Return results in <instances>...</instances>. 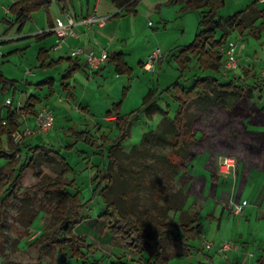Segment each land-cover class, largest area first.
Returning <instances> with one entry per match:
<instances>
[{
  "label": "trees",
  "instance_id": "obj_1",
  "mask_svg": "<svg viewBox=\"0 0 264 264\" xmlns=\"http://www.w3.org/2000/svg\"><path fill=\"white\" fill-rule=\"evenodd\" d=\"M74 1L15 0L9 11L12 18L3 21L5 24L17 25L18 31L22 32L34 14L45 11L49 15L53 4H57L60 11L65 13ZM111 1L121 10L118 16H130L137 15V9L142 0ZM261 1L254 0L246 10L222 18L220 12L226 8V0H188L183 9L190 8L200 14L197 34L191 44L180 47L178 54L171 53L174 60L182 64L183 67L189 66L193 61L198 65L197 72L193 76V85L191 87L182 85L180 80H182L184 69L179 68L180 77L178 80L164 90L150 88L138 109L122 114L123 102L121 101L107 113L108 117H116L115 126L119 131L118 138L110 140L102 136L100 140L90 132H73L72 136L76 138V142L64 148L72 151L78 142H84L96 149L95 155L102 157V163L107 162L106 165H103V169L101 163L98 162L96 175L92 180L94 187L92 196L100 195L102 197L104 211L97 218L90 220V226L101 235L109 233L113 242L128 249L133 257L140 256L139 260H135L136 263L171 264L172 257L165 253L161 246L164 239H170L187 255L195 251L203 252L202 249L190 244L191 240L199 236L203 229L198 214L193 215L185 223L173 225L156 220L139 208L138 195L147 190L152 192L155 203L166 200L167 213H185L184 209L188 200L186 186L171 193L168 186H158L148 180L144 174L146 170L136 169L140 165L139 160L151 155L153 146L162 139L168 141L171 151L166 156V162L176 169L177 174L181 173L184 177L188 174V162L192 160L193 149L199 141V136L194 129L195 121L202 114L211 112L212 108H218L229 115L235 113V121L230 120V122L233 125L241 124L239 129L235 128L238 135H247L251 143L257 141L264 144V133L251 132L249 128L255 122L253 112L264 114V106L262 107L258 103L253 104L252 112L250 110L245 115H242L243 113L240 111L243 104L249 103L244 101L254 99L256 92L263 90V85L248 84L247 81L251 76L250 70L245 71L242 77L243 84L237 82L235 78L230 79L228 77L230 73L225 75L226 61L222 52L234 32L244 36L250 30L249 36L256 39L262 38L264 34V4L263 7H260ZM178 3L179 0H166L160 8L163 5H177ZM52 34L51 31L42 32L36 38H45ZM37 58L43 62L42 67L46 68H53L63 61L61 59L46 64L48 51L45 50H41ZM67 61L70 66L64 77L66 83L79 70L77 61L73 59ZM107 62L115 65L116 74L119 76L130 77L133 74L123 53L110 54ZM202 71L217 72V74L206 75ZM15 84V80L8 79L0 72L2 94H5ZM65 87L68 88V84H65ZM164 95H168L176 106L174 116L164 111L159 105V101ZM157 113L162 115L159 130L145 133L140 145L134 146L130 152L124 151L122 142L130 137L133 124L142 115L150 117ZM18 119H20L18 115L11 109L6 119L0 117V158L7 160V164L0 168V238L3 235L6 209L19 199L20 184L25 173L29 170L34 171L36 176L41 177L42 183L27 189L22 193L23 198L26 201L29 200V204L32 205V195L43 194L45 200L55 204L61 221L59 228L51 236L45 238L44 244L38 248L39 257L36 264H44L43 256L49 255L55 249L63 256V261L71 259L87 264V261H84L87 260L85 251L91 250L92 245L87 244L84 238L74 234L73 231L81 211L91 204L92 199L83 202L78 193L73 194L69 191V188L74 187V182H67L66 177L74 174L75 170L63 156L61 150L52 148L45 156L54 164V171L57 173L55 179L36 170L38 160L36 153L39 152L40 147L32 148L29 145L23 147V142H15L14 135L19 132L21 126ZM3 122H6V125ZM24 148L27 151L25 159L22 154ZM243 150L245 153L248 150L246 155H252L253 159L263 155V149L260 153H256L254 147L249 148L248 145L247 150L245 147ZM80 153L85 155L82 152H79V155H81ZM86 159L87 157L83 158V160ZM164 183L169 184L167 180ZM29 209L31 208L25 206L18 215V221L24 226L25 234L28 233V229L37 218V215L30 214ZM40 241H37L35 245ZM263 261L264 258L260 259L259 264H262ZM116 264L125 263L117 262Z\"/></svg>",
  "mask_w": 264,
  "mask_h": 264
},
{
  "label": "rangeland",
  "instance_id": "obj_2",
  "mask_svg": "<svg viewBox=\"0 0 264 264\" xmlns=\"http://www.w3.org/2000/svg\"><path fill=\"white\" fill-rule=\"evenodd\" d=\"M187 1L188 0H179L182 4L181 6L184 5V7ZM152 2L157 1L142 0L137 18L125 17L123 19L125 20L123 26L126 31L131 30L134 31L135 34V36L128 40V49L131 50L134 48L135 53H141L145 48L149 49L154 46L155 50L160 48L164 52L166 57L164 61L160 63L158 69L155 72H146L145 63L140 67L135 76H133V74L128 77L118 76L114 73H106L105 83L102 78H97L95 76L91 79L92 82L90 83L92 85L86 77L85 79L88 83L80 79L76 84L80 94L78 102L80 103L84 100L83 105L89 106L90 114H87V109L82 108L80 105H73L74 108L71 111H73V113L75 112V115L77 116H80V114L83 115L85 120L82 123L80 122L81 126L86 128V130H89L90 133L92 132L91 134L93 136H100L103 134L110 140L118 138V129L114 123L110 119L108 120L107 116H105L107 112L113 108V105L122 101L121 112L123 114L138 109L143 103V95L146 93L147 86L149 89L152 87H158L159 90L161 86H165L164 89H166L175 83L180 77L179 68L184 69L182 80H180L182 81V85L190 87L193 85L192 80L197 72L198 65L193 61L189 66L183 67L182 64L174 60L171 52L178 54L180 47L189 45L194 41L198 30L200 14L190 8H185L180 11L179 6L163 5L160 15L159 10L152 9ZM165 2L166 1H161L162 4ZM253 2L254 0H226V8L221 11L220 17L226 18L233 16L238 12L246 10ZM260 4L261 7H263L264 3ZM106 5L110 7L112 6L109 0H104L102 10H104ZM53 6H55L54 9L57 8L56 4ZM179 11L184 14L180 15ZM149 21L154 24L153 29L157 28L158 31H154L148 26ZM259 24L260 22L258 23V26ZM36 27H34V29L39 31L40 28ZM249 31L245 33V39L243 41H237L239 45L237 55L239 58L241 55V59L246 62H240L241 59H239L240 69H242L243 66L249 67L251 76L249 81H247L248 84H262L263 90L260 92L257 91L254 99L244 101L249 103L243 104V106L240 107V111L243 113L242 115L247 114L251 110L253 104L258 103L260 106H264V80L261 77V71L264 68V34L261 39H256L248 35ZM154 32H156L157 35H154ZM148 33H150L151 37H147L149 35ZM237 35L239 34L233 35L232 38L236 39ZM21 42L23 41L1 44L0 52L3 53V51H6L4 53L7 54L11 51L7 49H13ZM37 43V41L33 42L27 51H23L19 54L7 55L6 59H10L11 61L6 63V65H8V67L11 66L13 69V73L10 74L12 77L11 79H18V81L19 79L26 78L30 81H36L39 79L37 76H40V72L43 71L36 68V54L39 51V48L37 49L36 47ZM169 47H171L170 51ZM128 52L129 50H127V53ZM58 55V53L53 52L54 58ZM224 60H226V54ZM247 62H250L251 65ZM131 63L134 62L131 61ZM30 71H32V77L25 75V73L27 74ZM202 72L206 75H210V71ZM198 74H200V72H198ZM64 75V69L60 70V68H57L49 70L48 78H56L61 81V78ZM236 80L240 84L244 83V80L241 77ZM22 82L25 83V86L23 85L25 93L19 91L16 104H18L22 95L25 97L32 94L44 96L49 91L47 88L44 90H38L37 86L28 85L26 81ZM103 83L104 85H102ZM28 87L29 91L26 89ZM7 99H13V94L10 96H3L0 91V111L5 109L2 105L5 103L2 101ZM44 102L45 100L43 103ZM53 102L56 101L54 100ZM159 102L160 107L164 111L169 112L171 116H174L176 106L172 103L173 100L168 95H164ZM26 106L35 110L31 102H28ZM6 112L7 108L5 113ZM52 113L54 115V112ZM88 115H90V117ZM233 115H229L227 112H223L218 108H212L211 112L202 114L198 117L195 121L194 129L195 133L199 136V141L193 149L192 160L188 162V174L184 177H182L181 173L177 174L176 169L172 168L166 162V156L171 151V147L165 139H162L157 145L153 146L151 149V155L139 160L140 165L137 166L136 169L146 170L144 174L148 180L158 186H168L171 193H175L183 186H186L188 198L184 209L185 213H167L166 200H161L158 203H155L152 197V192L147 190L138 195L137 200L141 211L146 212L156 220L165 221L173 225L185 223L195 214L200 215L202 220H205L207 216L214 217L217 210L216 208L220 205L226 206L225 208L228 212L234 215L233 207L236 202L232 200L233 196L230 192V187H223V185L218 189L213 183H211L210 179L211 177H214L215 179L217 178L223 182H227V180L236 176V168L239 160H243L244 163L248 164L252 159V155H246L247 152H249L247 150V145L249 148L254 147V152L256 153H260L261 149H263L264 157V144L257 141L251 143L247 135L239 136L236 129H239L241 124H231L230 120L235 121L236 118L235 113ZM253 115L255 118L253 124L258 125H250L249 128L251 132L264 133V128L259 124L264 117L263 114H255L253 112ZM54 118L56 120L55 115ZM92 119H96L99 122ZM161 119L162 115L160 113L154 114L150 117L142 115L140 119L133 124L130 137L122 142L124 151L130 152L134 146L140 145L145 133L149 131H158ZM28 120L30 119L24 121L27 122ZM68 123L69 121L63 119L55 122L52 132L38 134L40 136V139L38 140H49V142H52L54 145L53 148L56 150H59L60 147L69 143L70 140L75 143L76 138H73L72 134L69 138L65 135V132L67 133L66 130L74 125ZM63 125H66L67 129H63ZM83 127H78V131H83ZM56 130H64V135L62 134L63 139L56 134ZM96 139H100V137H97ZM40 144L42 145H35L40 147L39 152L36 153V157H38L36 170L55 179L57 173L54 171V164L45 157L50 150V146H46L43 143ZM76 147L77 148L73 152H69L65 149L60 150L64 153L63 156L68 163L75 170L74 174L66 177L67 182H74V187L69 188V191L73 194L78 193L83 202L92 199L91 204L81 211L80 216L77 218V225L73 231L74 234L84 238L87 244L92 245L91 250L85 251L87 260L84 261H87V264H114L116 261L126 260L131 255L128 249L114 243L112 236L109 233L101 235L90 226V220L97 218L104 211L103 199L100 195L96 197L92 196L94 187L91 184L97 171L96 168H92L91 161L96 157L98 162L102 163V157L96 156V149L84 142H78ZM243 147L246 148V153L243 150ZM83 150L90 155L87 158L91 160L90 162H87V159L82 160L86 155H82L81 153V155H79L78 152ZM25 157L26 153L24 154V159ZM226 158H231L236 163L235 169L230 170L228 174L222 172L224 168L222 162ZM166 180L169 182L168 185L164 183ZM41 183V177L36 176L34 171L26 172L24 179L20 184L19 199L6 209L5 221L3 223V235L0 238V264H9L12 262L20 264H36L39 257L38 248L44 244L45 238L51 236L59 228L61 223L60 215L56 212V206L54 203L45 200L43 194H33L31 197V201L33 202L32 205L29 204V200L26 201V199L23 198L24 196L22 193L33 186L40 185ZM251 196L252 194L249 190L244 194V198L247 199H250ZM25 206L31 208L29 209L31 215H37L36 220L30 229H28L27 234H25V228L22 223L18 221L19 212ZM248 211H250V207L248 208ZM210 231L215 232L216 226H213V228L211 227ZM39 240L41 241L35 245ZM204 241H206V238H204V234H201L193 240V243L202 248L204 255L210 256L215 262H222L220 257L224 258L226 256V253H221L220 251L224 241L220 244H214L213 241H206L207 244L213 245L211 249L206 248L207 244H205ZM161 246L165 250V253L172 257L171 264H182L184 261H188L187 264H198L202 260V257L197 254L191 255L192 259H190V261L187 258L184 259L183 255H186V253L181 248L175 246L170 239H164L161 242ZM252 251L255 252L256 247H252ZM204 255L202 256L204 257ZM217 255H220V257ZM63 260V256L60 255L57 249L53 250L49 255L43 256L44 264H84L83 261L71 259L67 261Z\"/></svg>",
  "mask_w": 264,
  "mask_h": 264
},
{
  "label": "crops",
  "instance_id": "obj_3",
  "mask_svg": "<svg viewBox=\"0 0 264 264\" xmlns=\"http://www.w3.org/2000/svg\"><path fill=\"white\" fill-rule=\"evenodd\" d=\"M109 1L111 2L112 6L110 7L106 5L104 10H102V6L104 5V0L101 1L75 0L72 4L69 5V9L65 13H62L60 11V7L56 4L57 8L54 9L55 6H52L49 15L45 11H40L34 14L31 21L26 25L23 31L19 32L17 25L12 26L9 24H5L3 21L4 19L12 18L9 11L11 6L15 3V0H0V45L8 44L9 42L16 43L18 41H23L21 43H18L17 46L14 47L13 49H7V50H11L7 54L4 53L6 51H3V53L0 52V72L3 73L8 79H11L12 77L10 74L13 73V69L11 68V66L8 67V65H6V63L11 61L10 59H6L7 55L19 54L23 51H27L28 48H30V46L32 45V43L35 41L38 42L36 44L37 49L39 48V51L36 54V60H37L36 68L43 71L40 72V76H37L39 79H37L36 81H30L27 78L19 79V81L18 79L17 80L11 79V80H15L16 84L14 86H11L8 89V91L2 95L10 96L11 94H13V99L11 100L7 99L2 101L5 103L2 104L5 109H3V111H0L1 118L3 119L7 118L8 114L10 113V107L17 108L21 105H26L28 102H31L35 110L48 108L49 111L54 112V115L56 117L55 122H58L61 119H63L69 121L70 124L71 123L74 124L73 126H70L68 129L66 125H63V129H67L66 130L67 133L65 132L66 137L68 138L71 137L70 135L73 134V132H83V131L89 132V130H86V128L81 126V123L85 120L83 115L80 114V116H77L75 115V112L73 113V111H71L75 105H80L82 106V108L87 109V114H90L89 106L83 105L84 100H82V102L80 103L78 102L80 98V94L76 84L80 79L87 83L89 81L90 83L92 82L91 79H93L95 76L97 78H102L105 83L106 73L116 74V67L114 64L107 62L100 69L91 70L84 57H80L77 59L72 58L71 56L72 49L82 47L86 51L93 50L96 51L98 54L102 53L103 50H107L109 52V55L114 52L123 53L125 55V61L133 70V76L137 74L138 70L140 69V67H142L143 64L148 62L151 54L155 51L154 46L149 49L145 48L144 51H142L141 53H135L134 48L130 50L127 47L128 40H130L133 36H135V34L134 31L131 30L126 31L124 29L123 22L125 20L123 19L125 17L137 18V16L139 15V8L141 3L137 9V15L118 16L121 10H119L111 0ZM153 1H157V2H152V9L159 10L161 15V11H162V7L160 8V6L162 5L161 1H166V0H153ZM181 5L182 4L179 2L175 6H179L180 11H182L184 5L183 6ZM66 14H71L76 18L88 17L92 14H95L99 17L109 16L108 17L109 20L104 27L96 26L90 31H86L83 28H81L80 31L81 33L79 37L69 38L66 44L64 45V47L58 51L54 50V47L58 44V38L56 35L52 34L49 37L36 38V36L42 32L51 31V29L56 25L57 20L65 19ZM181 14L184 13H180V15ZM10 21L12 22V20ZM33 26L34 27L37 26L38 28H40L39 31H36ZM148 26L152 29L154 28V24L151 21L148 22ZM153 30L158 31L157 28ZM148 34L149 35L147 37H151L150 33ZM235 34L238 33L235 32L232 33L227 45L222 49L224 55L226 54V50L229 48L231 44L236 46L238 52L239 45L237 41L240 42V40L243 41L245 39L244 36L242 37L240 35H237L236 39L235 38L233 39L232 36ZM154 35H157V33L154 32ZM41 50L48 51V58L45 61L46 64H49L51 62H57L58 60L61 59L63 61L53 68L42 67L43 62L39 61L37 58ZM127 50H129L128 53ZM170 50L171 47H169V51ZM53 52L58 53L59 55L56 58H54ZM68 59H73L74 61H77L79 70L75 72L74 76L70 79V81L66 83L64 81V77L66 75V71L70 66V63L67 61ZM239 59H241V55ZM131 61H133L134 63H131ZM240 62L246 63L243 59H241ZM240 62H239V68L235 72L229 74L228 77L230 79L233 78L238 79L240 77L242 78L244 76L245 71L250 70L249 67H245V66H243V68L240 69ZM247 63L251 65L250 62ZM159 65L160 64H158L156 70L158 69ZM57 68L58 69L60 68V70L64 69L65 75L61 78V81L57 80L56 78H51V77L48 78L49 70L57 69ZM146 72L149 71L146 70ZM209 74L216 75L217 72H209ZM25 75H27L28 77H32L31 76L32 71L28 72L27 74L25 73ZM85 77L87 78L88 81H86ZM22 81H26L28 85L37 86L38 90H44L45 88H47L49 91L44 96L32 94L25 97L24 95H22V97L18 101V104H16L18 100L17 96L19 91L25 93V88H23V85L25 83H23ZM104 83L102 85H104ZM65 84H68V88L65 87ZM29 87L26 88L28 91H29ZM164 87L165 86H161L160 90H164ZM148 90L149 87L147 86L146 93L143 95L144 97L147 94ZM44 100L45 102L43 103ZM54 100L56 102H53ZM8 101H10L9 104H7ZM6 108H7V112L5 113ZM112 109H110L109 111H112ZM88 116L90 117V115ZM105 116H107L108 120L110 119L115 125L116 117L113 116L108 117L107 114ZM29 119L30 120H28L27 122L18 119V121L21 123V126L19 128L20 132L23 133L26 132L27 128H31L32 130L35 129L34 120L32 118ZM92 120L98 121L96 119H92ZM259 124L264 128V117L261 123ZM256 125L258 124H251V126H256ZM78 127H83L82 129L83 131H78L79 129ZM50 132H52V130ZM36 134L37 133L29 136H25L23 140V147L29 145L30 147L34 148L37 147L35 145H42L40 143H43L46 146H50V149L54 147L52 142H49V140H38L40 139V136ZM56 134L63 139L62 134L64 135V130L61 131L56 130ZM102 136L106 137L103 134L100 136L94 135L95 138L97 137L101 138ZM73 144L74 142L70 140L69 143H66V145H63L62 147H60V149L62 150ZM76 148H74L72 151L69 152H73ZM60 149L58 151H60ZM26 152L27 151L24 148L22 153L23 156ZM80 152L85 153L86 155L85 157L87 158L90 156L84 150ZM90 161H91L90 159H87V162ZM91 163H92V168L95 169L98 164V159L95 157V159L91 161ZM6 164H7V160L4 158L3 159L0 158V168ZM106 164H107L106 161L104 163H101V168L103 167V165ZM210 181L218 189L223 185H224L223 187L229 186L230 192L233 196L232 200H234L236 203H244V202L248 203V206L245 208L244 212L239 215L231 214L225 208L226 206H221V205L216 208L217 210L214 217L207 216L205 220H202L199 215V222L202 224L203 227L201 234H204V238H206L207 242L213 241L214 244L215 243L220 244L222 241H231L234 243V248L228 250L224 258L220 257V255H217L222 260V262L220 263L215 262V260H213L210 256L204 255L203 252L199 253L198 251L192 252L190 255L187 254L183 255V258L184 259L187 258L190 261V259H192L191 255L197 254L200 257H202V260L198 264H259V260L264 258V157L263 155L260 158H256V159L252 158L248 164L244 163L243 160H239L236 168V176L230 178L229 180H227V182H223L217 178L215 179L214 177H211ZM247 190H249L252 194L250 199L244 198V194ZM249 207H250V211H248ZM213 226H216L215 232H212L213 229L212 231H210L211 227L213 228ZM193 240H191L190 242L192 243L191 246H195L196 248L202 249L201 247L194 245ZM206 241H204L205 244H207ZM252 247H256L255 252L252 251ZM202 255H204V257ZM139 259L140 256L133 257L130 255L126 260L116 261L114 262V264H116L117 262H121L125 264H139L135 262V260L137 261ZM187 263L188 261H184L182 264H187ZM262 264H264V261Z\"/></svg>",
  "mask_w": 264,
  "mask_h": 264
},
{
  "label": "built area",
  "instance_id": "obj_4",
  "mask_svg": "<svg viewBox=\"0 0 264 264\" xmlns=\"http://www.w3.org/2000/svg\"><path fill=\"white\" fill-rule=\"evenodd\" d=\"M101 1V0H100ZM264 3V0L261 1ZM109 18L99 17L92 14L88 17L76 18L71 14H66L65 19H58L56 25L51 29L54 35L58 38V44L54 47V50L58 51L64 47L69 38H77L80 35L81 28L86 31L92 30L94 27H104ZM71 56L73 59L84 57L87 61L88 66L91 70H98L104 64L107 63L109 59V52L103 50L102 53L98 54L96 51L90 50L86 51L82 47L72 49ZM166 55L161 49H156L150 56L148 62L146 63V70L150 72H155L159 63L163 62ZM239 68V58L237 55V48L235 45L231 44L226 50V62L224 65V74L227 75ZM261 77L264 80V68L261 71ZM10 101L7 102L9 104ZM11 111L18 115L22 120H27L32 118L35 122V129L27 128L26 132H16L14 135V140L16 143H22L25 136L32 134H46L54 128L55 118L51 111L47 108H42L40 110H32L26 105H21L17 108L10 107ZM6 125V122H3ZM222 172L228 174L230 170L235 169L236 163L231 158H226L223 162ZM248 206L247 202L235 203L233 207V213L236 215L242 214L245 208ZM212 244H207L206 248L211 249ZM234 248V243L231 241H224L221 247V253H226L228 250Z\"/></svg>",
  "mask_w": 264,
  "mask_h": 264
}]
</instances>
